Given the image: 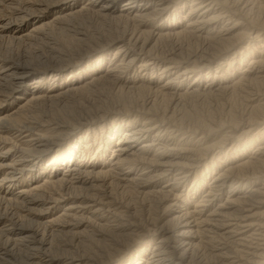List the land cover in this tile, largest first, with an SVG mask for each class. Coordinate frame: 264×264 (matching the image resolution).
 <instances>
[{
	"label": "bare ground",
	"instance_id": "obj_1",
	"mask_svg": "<svg viewBox=\"0 0 264 264\" xmlns=\"http://www.w3.org/2000/svg\"><path fill=\"white\" fill-rule=\"evenodd\" d=\"M119 1L0 0L58 61L0 55V264H264V0ZM91 42L114 56L73 71Z\"/></svg>",
	"mask_w": 264,
	"mask_h": 264
},
{
	"label": "rangeland",
	"instance_id": "obj_2",
	"mask_svg": "<svg viewBox=\"0 0 264 264\" xmlns=\"http://www.w3.org/2000/svg\"><path fill=\"white\" fill-rule=\"evenodd\" d=\"M124 3V0H121V1H119V3L117 4V6H116V8H118V9H120L121 8V5ZM186 11H188V9H186ZM4 13L6 14L5 16H7L6 18H9L10 17V19L12 18L13 19V13L9 10V12L8 11H4ZM11 13V14H10ZM3 14V13H2ZM9 15V17H8V15ZM11 15V16H10ZM235 19V18H234ZM83 21H82V23H81V27L83 28V29H85L86 31H87V33L89 34V36L91 35H93V36H97V35H99V33H104L105 32V30L106 29H108V26H106L105 25V22L103 21L102 22V20L101 19H99V18H97V17H95V16H93V17H88V18H84V19H82ZM228 19L226 18V19H224V21L226 22ZM80 24V23H79ZM79 24H76V26H80ZM33 27V24H30L28 27H26L24 30H30L31 28ZM57 31V30H56ZM16 32H18L17 30H15V32L13 31V33H9L8 35H9V37L7 38V35H6V37H0V55L2 54L3 56H6L7 58H11L12 60H14V61H18V62H21V63H30V64H32V66H34V67H39L40 69H42V67L43 68H47V67H54V66H56V64L58 65V61L57 60H55V59H50V53L48 52V50H47V48L45 47V44H44V40H43V37H42V35H38V36H36V37H30V39L29 38H27L26 39V41H25V39L24 40H22V41H17L15 38H13L14 36H16ZM58 32V31H57ZM12 35V36H11ZM12 37V38H11ZM40 37V38H39ZM5 38V39H4ZM64 38V36H62L61 37V39H63ZM40 39V40H39ZM65 39V38H64ZM29 40V41H28ZM39 40V41H38ZM41 41V42H40ZM3 42V43H2ZM14 42V43H13ZM88 46L90 45L91 46V48H88V46H80V48L78 47V46H75V45H71V49H72V55H73V57L74 58H77L78 56H79V54H82V56L81 57H79L78 59H76V61L75 62H79V60L80 59H85L84 60V62L81 64V66L80 67H78L76 70H73V71H81L83 68H87V66L88 65H91L95 60H93V59H97V58H99V56L101 55V54H107V53H109V55H108V62H109V59H111L113 56H114V54H113V52L115 51V49L117 48V46L115 47H111V48H108V47H103L102 45H98V44H94V43H90V44H87ZM75 46V47H74ZM151 46V45H150ZM149 46V47H150ZM74 47V48H73ZM78 47V48H77ZM75 49V50H74ZM84 49V50H83ZM86 49V50H85ZM91 49V50H90ZM101 49V50H100ZM87 50H89L88 52H91L92 50H93V52H92V54H90V53H88L87 52ZM84 51V52H83ZM81 52V53H80ZM78 53V54H77ZM97 53V54H96ZM75 54H76V56H75ZM55 62H57V63H55ZM39 63V64H38ZM107 68V67H106ZM105 68V69H106ZM105 69H103V70H105ZM72 71V70H71ZM70 71V72H71ZM72 71V72H73ZM69 73V72H68ZM94 72H92L91 74H90V77L92 76V75H94L93 74ZM97 73H95V75H96ZM205 84V83H204ZM187 86V85H186ZM185 86V87H186ZM184 87V88H185ZM98 88H100V87H98ZM106 88H108V86L106 85ZM99 91H101V90H99ZM48 93V92H47ZM94 94V93H93ZM103 97H104V103H105V105H110V104H116L117 102H119L118 100H117V97H115L116 96V94H114V92L113 91H108L107 89H104V91H103ZM93 96V95H92ZM91 95H88V97H86V98H88V99H86V102H85V107L86 108H84L83 109V107L82 106H80V107H78L77 105H75V107L74 106H69L68 108H65L64 109V107H63V105H61V106H57V107H59L60 109L63 107V109L62 110H60L59 108H56V109H58V110H53V111H51L50 109H46L47 111H46V113H45V108H42V111H43V113L44 114H54V116L55 115H58L59 114V116L61 115V114H64V112L65 111H67L66 113H68V110H73L72 112L73 113H76V111H77V113L76 114H79L80 112H82L83 110H91L92 112L95 110V108H94V106L95 107H97L96 106V104L97 103H95V101L93 102V100H92V97ZM112 96H113V98H112ZM102 97V98H103ZM115 98H116V100H115ZM111 99V100H110ZM88 100V101H87ZM106 100V101H105ZM114 101V102H113ZM116 102V103H115ZM238 102V103H237ZM237 102H234V107H233V109H235V111L236 110H238V112H235L234 111V114L235 115H237L236 117V119H238V120H240V118H241V116H242V114H243V112L245 111L244 110V106H243V103H241V101L239 102V101H237ZM107 103V104H106ZM110 103V104H109ZM212 103V104H211ZM218 102H212V101H203L202 103H199L198 104V109H199V111L202 113V116H204V117H207L209 114V116H213V117H215L214 118V120H217V119H219L220 117H222L223 116V113L222 112H224V110H223V106H222V103L220 104V103H218ZM236 103V104H235ZM112 105H110V106H112ZM78 108H77V107ZM89 108H88V107ZM236 106V107H235ZM109 107V106H108ZM241 107L243 108V109H241ZM88 108V109H87ZM91 108V109H90ZM93 108V109H92ZM77 109V110H76ZM82 110V111H81ZM244 110V111H243ZM52 112V113H51ZM61 113V114H60ZM238 113V114H237ZM238 116H239V118H238ZM212 117V118H213ZM217 118V119H216ZM111 153H109L108 154V156L107 157H109V155H110ZM191 185V184H190ZM129 201V200H128ZM135 202H133V204H134ZM138 203V204H137ZM136 207H140L139 209H141V203H139V202H137L136 201ZM134 204V205H135ZM61 239V238H60ZM60 239H56L57 241H56V243H57V246L58 245H60V247H61V250H63V249H72V251L74 252V250H75V252L74 253H76V252H80V254H82L84 251H85V245H80V244H78V247L76 246V243H73V245H71V246H69V245H67L66 247L65 246H63L64 245V241H63V239L65 240V241H68L69 242V240H70V238L69 237H64V238H62L61 240ZM92 239L90 238V241L88 242L87 241V244H86V247H88V246H93V243H92V241H91ZM67 242V243H68ZM60 243V244H59ZM61 243H63V245H61ZM69 244H70V242H69ZM72 244V243H71ZM85 244V243H84ZM88 244H90V245H88ZM59 247V246H58ZM89 248V247H88ZM78 250V251H77ZM71 251V252H72ZM207 253H209V252H207ZM206 253V254H207ZM206 258H204V257H202L203 259V261H201L200 262V264H205V263H207V264H217L216 263V260L215 259H211L210 257V255L208 254L207 256H205ZM213 260V261H212Z\"/></svg>",
	"mask_w": 264,
	"mask_h": 264
}]
</instances>
